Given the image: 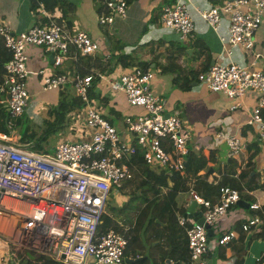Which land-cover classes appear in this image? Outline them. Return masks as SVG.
I'll return each mask as SVG.
<instances>
[{"label": "built area", "instance_id": "obj_1", "mask_svg": "<svg viewBox=\"0 0 264 264\" xmlns=\"http://www.w3.org/2000/svg\"><path fill=\"white\" fill-rule=\"evenodd\" d=\"M104 5L108 13L98 16L99 24L109 25L114 15L125 16V0H105ZM35 13V23L25 30L12 31L5 23L0 24V38L9 55L2 66L0 84L8 114L7 133L0 132V218L11 225L5 241L7 253L0 261L17 264L30 252L36 258L44 256L63 264H120L130 234L112 229L98 233L97 228L101 214L107 211L111 193L118 192L122 181L131 178V171L122 159L139 148L146 165L156 168L158 163L166 172L181 176L187 147L180 116L176 111L164 116L165 100L151 92L149 71L134 68L114 78L99 74H48L39 70L37 75L43 90H57L69 84L80 100L82 135L72 134L59 140L52 152L24 150L15 141L11 119L24 112L29 98L25 48L42 47L51 53L54 66L65 58L91 56L99 49V42L86 32H68L54 22L41 1ZM198 14L213 29L221 17L226 19V35L218 38L224 56L229 57L235 48L244 52L252 50L254 33L264 15V0H221L198 10ZM159 22L179 40H186L193 27L185 0H170L163 5ZM256 58L264 61V51L254 53L252 60ZM95 77L122 93L130 106L144 111L142 115L122 118L131 139L122 138L95 109L91 96ZM196 79L209 91L221 92L232 100L230 109L239 105L246 92L257 94L246 123L257 126V144L264 147V69L251 64L213 63ZM213 144L215 148H225V160L235 159L245 148L243 139L220 128L214 133ZM261 173L264 175V170ZM188 192L190 200L200 207L202 224L179 215L177 225L184 232L188 264H206L207 251L235 240L236 234L228 231L212 241L213 235L208 239L205 226L212 230L217 220L240 199V193L235 188L219 186L216 201L210 203L192 190ZM249 208L258 206L252 203ZM260 222L253 216L242 222L240 229L248 231ZM119 225L126 231L124 225ZM256 264H264V246Z\"/></svg>", "mask_w": 264, "mask_h": 264}, {"label": "crops", "instance_id": "obj_2", "mask_svg": "<svg viewBox=\"0 0 264 264\" xmlns=\"http://www.w3.org/2000/svg\"><path fill=\"white\" fill-rule=\"evenodd\" d=\"M27 1L0 0V18L12 31L25 30L35 23L34 14L30 11ZM104 1L46 0L53 4L48 7V10L44 8L54 22L68 32H86L99 42V49L91 56H78L76 60L65 58L60 65L54 66L50 52H46L42 47L27 46L25 48L27 56L25 65L28 71L26 80L28 99L42 90L44 92L53 91L45 97V104L54 105L58 100L57 90L41 88L37 75L39 70L48 74L63 73L70 76L81 72L86 75L99 74L114 78H118L134 68L149 71L151 73L149 84L151 92L165 100L167 113L176 111L179 116L182 114L181 124L185 122L186 129L193 132L195 143L188 145L187 141V151L200 153L206 158L212 154L213 159L216 160L212 165L208 163L205 170L211 168L217 170L218 173L216 172L215 176L211 175L212 173L204 175L202 180L205 182L212 180L215 184L223 174L220 167L225 165L226 168L232 170V176L239 172H247V178H242L239 181L242 186L240 196L243 198L241 200L248 202L249 205L255 203L258 206L257 209H241L235 205L231 206L225 215L217 220L212 229V241L228 231H233L236 234V240L223 246H214L208 250L204 255L206 264L208 261L209 264H231L234 251H240V249L243 251V264H256L264 243L257 240L248 241V239L264 226V218H259L257 214L264 206V175L261 173L264 170V147L257 144V126L255 124L248 125L246 122L258 95L246 92L240 98L239 105L235 109H230L231 104L234 103L232 100L221 92L209 91L202 82H200L203 85L202 88H198L196 77L213 63L251 64L253 67L264 69L262 58L252 60L254 53L262 54L264 51V15L254 33L252 50L244 52L235 48L231 50L230 56L226 57L218 38L226 35V19L221 17L219 25L213 29L198 14V10L207 9L221 0H185L193 27L183 44L179 42L175 33L159 26L160 9L170 0H131L128 3L125 1V16L114 15L109 25H101L98 23V16L108 13ZM42 5L45 6V3L42 2ZM100 6L101 9L98 10ZM45 20L42 18V21ZM157 25L159 28L156 27ZM118 55L129 56L132 65L120 66L117 62ZM171 59L174 60L178 71L162 72L161 69ZM101 62L103 65H100ZM140 62L141 66L138 65ZM184 83L187 85V89L179 88V86H184ZM91 89L95 109L112 126L111 117L123 118L125 115H142L143 113L142 108L130 106L124 95L107 86L103 79L94 81ZM5 97V94L0 95V104H4ZM34 103L37 107L42 106L39 99H35ZM25 109L24 114H27L34 122L37 120L36 125H40L43 117H40L38 112H34L33 109ZM78 122L67 121L68 127L64 130L68 128L70 133H67L69 136L63 139L72 137V134L78 132L76 130ZM79 126L82 130V121ZM113 127L115 128V126ZM219 128L226 133H234L245 142V148L233 160L224 159L225 148L223 146L214 147L213 136ZM115 129L122 138L131 139L125 129ZM204 136H208L209 140L204 141ZM152 168L154 170V167ZM224 175L227 174L222 176ZM188 193H179V203L175 202L177 209H185L191 202ZM109 199L111 202L112 198ZM198 211H200V207L196 206L194 213ZM253 216H257L261 220L260 225L250 228L248 231L239 232V225ZM155 234L157 232L152 233V235ZM239 236H242L241 243L237 241ZM216 250L217 252H215Z\"/></svg>", "mask_w": 264, "mask_h": 264}, {"label": "trees", "instance_id": "obj_3", "mask_svg": "<svg viewBox=\"0 0 264 264\" xmlns=\"http://www.w3.org/2000/svg\"><path fill=\"white\" fill-rule=\"evenodd\" d=\"M31 1L32 4L30 6V11L33 13H35L39 1L43 2V4L45 3L44 7L47 10L49 6L53 5L52 3L46 2V0ZM125 1L128 3L131 0ZM99 9H101V6L98 10ZM8 57V52L5 50L0 38V76L3 73V63L8 59ZM117 62L122 67L132 65L131 58L126 55H118ZM100 65H103V63L101 62ZM138 65L141 66L142 63L140 62ZM143 68H145V66H143ZM101 70L103 69L101 68ZM143 71H145V69H143ZM161 71L177 72L178 69L174 60L171 59L161 69ZM79 75L86 74L80 72ZM93 81H97V78H93ZM61 88L58 89V100L56 105H54V107H51L52 105L47 107L45 117L42 118L40 125L30 124L29 119L24 112L19 117L14 119L15 141L24 150L28 152H48L46 147L48 145L49 136L63 130L64 127L67 126V121H71L69 119V117L72 116L71 112L81 108V102L75 95H73V92H68L65 91V88ZM179 88L187 89V85L184 83V86H179ZM3 94V92H0V95ZM1 106L3 105L0 104V132L7 133L5 123L7 121L6 119L8 114L6 108L4 110ZM262 115L264 117V110H262ZM71 132L73 133V130H71ZM215 161L216 160L213 159L212 154L206 158L200 153L187 151L185 156L184 173L181 176L171 173L168 177L172 180H170L171 184L168 185L166 180L167 175L164 174L162 177L154 175L153 168L148 167L143 162L140 149L136 148V152L131 156L125 155L122 162L128 166L131 173H137V176L140 175V177L136 182H134V188L131 196L125 204L119 207H116L113 204H107V211L102 213L100 217V223L97 228L98 233L106 232L107 230L112 229L114 231L121 232L124 235L130 234L127 246L123 252V259H133L137 256L146 255L143 260L130 264H148L147 261L151 260L149 255L153 252L152 248H157V250L159 249L160 254L158 253V260H152L150 264H164L166 257H168L171 262L188 264V251L186 248L184 232L182 228L177 225L176 220L177 216L182 215L185 209H177L175 207L174 199L176 194L178 192H188L189 190H192L200 197L208 200L210 203H213L218 197L217 192L219 186L232 187L241 193L242 186L239 181L242 178H247V172H239L237 175L232 176V170L226 168L225 165L221 166L220 168L222 170H220L223 171V174L227 175H220V178L215 182V184H213L212 180L210 182H205L202 180V176L209 174L205 168L208 163H211L212 165ZM216 172L217 170L211 169V175L215 176L214 174H216ZM132 181L133 179L131 178L124 180L122 182V188L129 185ZM122 188H120L121 191ZM163 188L164 190H162ZM137 191L140 192V197H142L140 199V206L132 207L131 201L137 199ZM241 198H243V196H240V199ZM130 210L135 211V217L133 219L129 216ZM257 214L259 218H264V206L261 211L257 212ZM161 216L164 217V220H161ZM122 221L128 225L126 231H123L122 226L119 225L125 224ZM153 226H160L162 229V231H159V242L156 245H151L155 241L152 237V233L154 232ZM132 227H135L136 230L130 233ZM239 232H243L240 229V225ZM258 239H264V226L261 227L258 232L253 233L249 237L248 241ZM237 241L241 243L242 236L237 237ZM144 243H147V245L144 246ZM150 245L152 246L151 250L146 249V247ZM146 250H148L149 255L146 254ZM215 252H217V250ZM231 260V264H243V251L241 249L240 251L235 250ZM17 264L63 263L41 256L37 257L34 261L23 258ZM120 264L128 263L121 262Z\"/></svg>", "mask_w": 264, "mask_h": 264}, {"label": "rangeland", "instance_id": "obj_4", "mask_svg": "<svg viewBox=\"0 0 264 264\" xmlns=\"http://www.w3.org/2000/svg\"><path fill=\"white\" fill-rule=\"evenodd\" d=\"M27 3H28V5H29V8H30V6H31V4H32V1L31 0H28L27 1ZM0 23H5L4 22V20H2L1 18H0ZM6 24V23H5ZM160 27H161V24L159 25ZM159 26L157 25L156 27H158L159 28ZM176 36V35H175ZM186 40H180L179 42L180 43H184ZM69 84H66V85H64V86H62V88L61 89H66L65 91H68V92H72L71 90L72 89H70L71 87H70V85L68 86ZM197 87L198 88H202V83H200L199 81L197 82ZM60 89V88H59ZM57 91H58V89H57ZM50 92H53V91H38L35 95H33L30 99H28V102H27V106H26V109L25 110H30V109H33V111L34 112H38V114L40 115V117H45V112H46V109H47V107H50L51 106V104H45L44 103V100H45V97L47 96V94L48 93H50ZM74 95V94H73ZM35 99H39L40 101H41V107L39 106V107H37V105H36V103H34V100ZM3 106H1L4 110H5V103L4 104H2ZM54 105H56V104H54ZM54 105L52 104V106L51 107H54ZM165 109H166V106H165ZM38 110V111H37ZM143 111V110H142ZM171 112V111H170ZM6 113V112H5ZM143 113H144V111H143ZM142 113V114H143ZM71 114H72V116L71 117H69V119L70 120H73V121H75V122H78L76 125L78 126L77 127V131L78 132H76V134L77 135H79V136H81L82 135V130H81V127L79 126L80 125V123H81V121H82V113H81V111H79V109H77V110H73L72 112H71ZM26 116H27V118L29 119V122H30V124H32V125H36V121L37 120H35V122L31 119V118H29L28 117V115L27 114H25ZM81 115V116H80ZM132 116H136L135 114H132ZM7 119H8V116H7ZM6 119V120H7ZM11 121H12V123H13V125H12V128L14 129V132H15V127H14V122H15V120H13V119H11ZM111 123L113 124V126H115V128H118V129H125V131H126V128H125V125L123 124V122H122V118H116V117H111ZM0 125H1V121H0ZM69 125V124H68ZM181 125H183V127H182V132L183 133H185V135H186V142L188 141V145H191V143H195V141H194V135H193V132L191 131V130H188V129H186V127H185V122H182V124ZM66 127H68V126H66ZM66 127H64V128H66ZM116 130V129H115ZM64 132H66V133H64ZM127 132V131H126ZM67 133H70L69 131H68V128L67 129H63V130H61L60 132H59V134L58 133H54V134H52V135H50L49 136V138H48V145H47V147H46V150L48 151V152H52L54 149H55V146H56V143L59 141V140H62L64 137H68L69 135L67 134ZM74 133H75V131H74ZM203 139H204V141H208L209 140V137L208 136H204L203 137ZM155 165H156V168H154V170H153V173H154V175H156V176H158V177H162L164 174H165V172H166V169H165V167L164 166H160L158 163H155ZM225 165V164H224ZM148 166V165H147ZM148 167H150V166H148ZM148 169V168H147ZM176 176V175H175ZM139 177H140V175L139 176H137V173H131V179H133V181L129 184V185H127V186H125L124 188H122V185H121V188H122V191H121V189L118 191V192H116V193H111V196H112V201L109 203V204H113V205H115L116 207H119V206H122L123 204H125L126 203V201L130 198V196H131V193H132V190H133V188H134V182H136L138 179H139ZM166 180H167V184L168 185H170L171 184V182H170V180H172L170 177H168L167 176V178H166ZM123 182V181H122ZM168 187V186H167ZM173 187V186H172ZM176 187V186H175ZM138 193V196L136 197L137 199L136 200H132L131 201V206L132 207H135V206H140L139 204H140V199L142 198V197H140V192L139 191H137ZM179 193L180 192H178L177 194H176V196H175V202H176V204H178L179 203V197L180 196H178L179 195ZM134 210V209H133ZM135 211H132V210H130L129 211V216L133 219L134 217H135ZM5 220V219H4ZM161 220H164V217L163 216H161ZM6 221V220H5ZM123 222V221H122ZM123 223H125V222H123ZM124 227L125 228H128V225L125 223L124 224ZM136 230V228L135 227H132L131 228V232L130 233H132V232H134ZM153 230H154V233L155 232H157V234H155V235H152V237L156 240H158V234H159V231L161 230L162 231V229H161V227L160 226H153ZM138 231V230H137ZM11 233V225L8 223V222H6V224H5V227H4V229H2V226H1V228H0V241H2L4 244H5V241H6V239L8 238V235ZM139 233V232H138ZM255 241V240H254ZM257 241H263V243H264V240H262V239H258ZM147 245V243H144V246H146ZM151 245H154L153 243L151 244ZM147 246L146 247V249H148V250H151V248H152V246ZM7 246H9V244H7ZM264 246V245H263ZM263 246H262V248H263ZM5 247H6V245H5ZM6 249V248H5ZM148 250H146V254H148ZM152 250H153V252L149 255V257H150V261H147V263L148 264H150V262L152 261V260H158V253L160 254V250L158 249L157 250V248H152ZM7 253V250H5V252L3 253V254H6ZM2 254V255H3ZM162 254V253H161ZM144 256H146V255H144ZM2 257V256H1ZM0 257V258H1ZM3 262H1L0 261V264H2ZM164 264H165V261H164Z\"/></svg>", "mask_w": 264, "mask_h": 264}, {"label": "water", "instance_id": "obj_5", "mask_svg": "<svg viewBox=\"0 0 264 264\" xmlns=\"http://www.w3.org/2000/svg\"><path fill=\"white\" fill-rule=\"evenodd\" d=\"M167 115H168V113L165 112L164 113V116H167ZM181 115L182 114H180V117H181ZM184 164H185V161H184ZM207 172L208 173H211V168H208ZM166 175L169 176L170 175V172H166ZM108 202H110V199L108 200ZM234 205L237 206V207H239V208H241V209H247V208H249V203L248 202H245V201H243L241 199H239L238 201H236ZM196 206L197 205L195 204V202L194 201H191L188 204V206L185 208L184 213L182 214V217L183 218H187V219H191L194 222H196L197 224H202L201 212L198 211V212L194 213V209H195ZM205 228H206L207 237L209 239L213 235L212 234V230H211V228H209L207 226H205ZM158 242H159L158 240H155L153 242V244L156 245ZM145 257L146 256L142 255V256H137V257H135L133 259L124 258L123 259V262L124 263H128V264L135 263V262H138V261L143 260ZM25 258L28 259V260H30V261H34L36 259V256H34L33 254H31L30 252H26L25 253ZM164 261H165V264H178V262H171L168 257H166ZM207 263L209 264V261Z\"/></svg>", "mask_w": 264, "mask_h": 264}, {"label": "bare ground", "instance_id": "obj_6", "mask_svg": "<svg viewBox=\"0 0 264 264\" xmlns=\"http://www.w3.org/2000/svg\"><path fill=\"white\" fill-rule=\"evenodd\" d=\"M6 222H7V220L5 221L3 218H0V228L2 226V229H4ZM5 248H6L5 244L2 241H0V257L5 252V250H7V248L6 249ZM8 252L11 253V251H8ZM18 257H20V254Z\"/></svg>", "mask_w": 264, "mask_h": 264}, {"label": "clouds", "instance_id": "obj_7", "mask_svg": "<svg viewBox=\"0 0 264 264\" xmlns=\"http://www.w3.org/2000/svg\"><path fill=\"white\" fill-rule=\"evenodd\" d=\"M244 232V231H243Z\"/></svg>", "mask_w": 264, "mask_h": 264}]
</instances>
